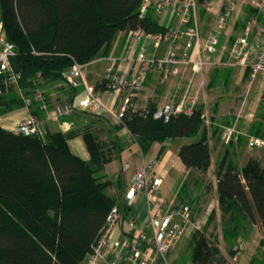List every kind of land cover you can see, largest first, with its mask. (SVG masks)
Wrapping results in <instances>:
<instances>
[{"label": "trees", "instance_id": "trees-1", "mask_svg": "<svg viewBox=\"0 0 264 264\" xmlns=\"http://www.w3.org/2000/svg\"><path fill=\"white\" fill-rule=\"evenodd\" d=\"M143 5L144 0H0L4 32L17 52L12 70L20 76L18 84L12 83L10 73L0 76V117L25 109V99L33 100L50 87L74 95L80 88L59 86L66 74L110 52L121 33L165 35L168 29L159 25L156 8L143 14ZM256 14L248 7L238 27L246 28ZM96 90L109 91L106 78ZM44 101L49 107L48 95ZM43 104L34 101L29 109L40 120L45 116ZM156 108L137 110L132 97L122 124L110 131L98 124L95 114L77 110L65 119L75 126L68 132L45 129L43 135L28 136L0 126V264L86 263L112 209L118 205L124 215L131 210L109 193L112 182L105 174L123 151L118 130L128 129L145 154L161 144L158 159L167 140H191L180 148L179 157L188 170L207 176L213 154L203 109L166 122L154 117ZM251 135L264 138V115L253 124ZM78 137L85 141L89 161L70 148ZM233 145L231 141L216 165L221 230L231 258L254 226L264 235L263 159L251 157L241 166ZM215 221L213 213L208 227ZM218 245L205 231L195 232L189 260L230 264ZM250 264H264V237Z\"/></svg>", "mask_w": 264, "mask_h": 264}, {"label": "crops", "instance_id": "crops-1", "mask_svg": "<svg viewBox=\"0 0 264 264\" xmlns=\"http://www.w3.org/2000/svg\"><path fill=\"white\" fill-rule=\"evenodd\" d=\"M198 1L199 6L196 24L199 28L201 39L200 42L196 43L191 52V58L194 62L203 55L202 48L213 32L219 13L223 7V0ZM150 7L154 8V6ZM247 8L248 7H239L238 5L234 13L231 25L234 26V30L237 29L236 32L240 31L238 30L240 28V26L238 27V23L241 22L239 12L245 11L247 16ZM157 16L159 25L166 27L168 31L185 30V27L181 25L173 7L168 8ZM1 22L0 14V23ZM244 29H242L241 33L238 32L239 35H233L232 37L223 31L220 37L219 49L216 53L207 56V65L200 72L194 71L193 64L186 65L185 63H180L164 70L150 71L144 81L143 90L137 95H132L128 90L120 93L103 90L97 91V86L104 81L110 69H114L121 74H126L127 78L130 80L134 79L139 67L136 60L140 52H146L149 58L163 59L168 55L176 42L179 56L182 58L187 42V38L185 37L174 41L172 38L161 34L158 36L148 35L139 43H135V41L129 39V34L121 33L114 41L110 52L105 55H100L92 63L83 66L84 78L88 87L81 86L74 95H70V90L59 91L54 94L51 93L54 99H52V103H50V108L44 110L45 116L41 118L43 129H48L53 132H68L73 129L75 126L72 122L65 120L68 117H62L60 119L55 118V110L58 106L62 105L74 104L78 107L80 102L86 97L88 90L93 91L94 95L101 99L106 105V109L101 113H93L81 109L77 111L95 114L100 120L98 124H103L109 131L114 126L119 125L115 115L125 104L126 99L131 96L134 98V104L137 110H145L150 107H158L164 104H179L185 99L189 101L197 96L198 103L196 110L203 109V118L209 130V141L213 154L212 166L207 176L200 177L198 174L188 170L179 157L180 148L184 144L190 143L191 140H167L164 144L166 151L158 159L161 144L155 143L151 150L145 154L137 140H135L130 131L126 128L116 132V137L123 147V151L118 158L107 165L105 174L112 182L109 193L115 195L119 200V204L123 205L128 187L132 183L133 177L137 171L141 169L145 161L157 160L158 167L156 174L163 179V185L160 191L161 199L167 205L172 203H174V205H180L184 202H191L196 216L203 221L204 228H206V226L208 228L209 219L211 215L215 213L218 223L217 226L221 229L216 165L219 158L226 152L231 141L234 142L232 152H236L237 158L240 159L243 145L246 144L249 137H252L251 128L255 122L250 121L248 117L239 121L230 114L220 125L216 122L211 123L213 126H220L222 129H225L224 131H222L221 128H212V125L206 120V116L210 112V103L207 101L208 95L206 91H208V88L212 91L217 87H219L220 90H225L224 88L228 87L238 89L244 81H250V77L246 78L248 71L241 67H218V65L221 64L225 65L224 62L227 63L228 56L226 55V46L228 41L229 46H233L238 37L243 34ZM160 36H163V39H160ZM221 75H225L226 77L220 83L218 80ZM251 83V89H256L254 91V96L256 97L255 102L258 103L260 100L258 98L257 89L258 91L264 90V73L260 74L259 77L251 81ZM225 93L226 94H221L219 97H216V99L215 97H211V100L215 99L213 102L215 112H217L218 105L223 104L224 100H228L229 97H231V94L227 93L226 90ZM29 115H32L31 110L25 108L10 115L1 116L0 126L6 130L15 131L16 127L25 121ZM213 120L214 119H212V121ZM229 129H233L236 134L230 142H227L226 134ZM241 139L244 140L243 144H239ZM69 144L74 154L84 161L90 160L89 151L82 137L71 140ZM251 157L259 156L257 153L250 154L245 164ZM212 193L215 196L213 201L210 200V195ZM147 213L146 195L140 194L136 204L131 208L130 212L125 215L126 221L124 224L115 229V238H123L126 234L137 236L140 232L144 231L148 220ZM131 219L137 223L136 229L130 228L128 222ZM263 237L264 235L260 227L254 226L249 238L253 244V248L252 252L249 254L248 262L252 260L253 256L257 253Z\"/></svg>", "mask_w": 264, "mask_h": 264}, {"label": "built area", "instance_id": "built-area-1", "mask_svg": "<svg viewBox=\"0 0 264 264\" xmlns=\"http://www.w3.org/2000/svg\"><path fill=\"white\" fill-rule=\"evenodd\" d=\"M238 3V4H237ZM239 7H250L256 11V15L248 22L243 34L238 37L232 47L231 58L235 65L249 71L250 79L256 80L260 74L264 73V0H223V7L219 13L216 26L204 44L203 55L192 61L191 52L196 43L200 42L201 35L196 24V16L199 6L198 0H144L142 13L146 14L150 6L156 8L158 14L163 13L170 7L180 20L184 31L170 30L167 37L174 41L187 38L182 58L178 53L176 42L172 46L168 55L163 59L149 58L146 52H140L137 56L139 67L134 79L130 80L126 74L110 69L106 75L109 83V91L124 92L130 91L132 95L139 94L144 87V81L152 70H164L180 63L186 65L193 64L195 72H200L207 65V56L217 51L220 37L223 31L228 30L234 13ZM147 35L142 31H135L129 34V39L139 43ZM158 36V35H157ZM163 39V36H160ZM17 55L15 46L7 39L2 22L0 23V76L10 73L12 83L18 84L20 76L13 73L12 59ZM87 86L82 65H75L65 76L61 88H79ZM88 87V86H87ZM196 98V99H194ZM189 101L183 100L179 104H166L156 108L154 117L168 122L175 115L191 116L196 110L198 97ZM35 100L43 104L47 109L44 95L38 93ZM26 109H30L33 102L25 99ZM132 102V96L127 98L125 104L115 118L118 124H122L125 113ZM86 110L93 113H101L106 109V105L94 92L88 90L87 96L80 102L78 107L66 105L55 110V118L60 119L71 116L75 110ZM15 132L25 135H43L42 121L29 115L25 124L20 125ZM236 132L229 130L226 134L227 142H230ZM248 145L252 149L264 150V138L249 137ZM158 161H145L143 166L134 175L132 183L128 187L124 205L132 208L140 194H145L147 198L148 220L146 229L137 236L126 234L123 238H115V229L126 221L120 206H115L107 220V225L94 247L93 253L89 256L86 264H174L169 260L171 252L187 235L195 232H202L204 223L199 219L191 202H184L180 205H166L160 197L163 179L156 174ZM131 229L137 228L134 220H129ZM245 250V244L235 248L236 255L231 258L230 264H240L241 257Z\"/></svg>", "mask_w": 264, "mask_h": 264}, {"label": "rangeland", "instance_id": "rangeland-1", "mask_svg": "<svg viewBox=\"0 0 264 264\" xmlns=\"http://www.w3.org/2000/svg\"><path fill=\"white\" fill-rule=\"evenodd\" d=\"M239 14H240V16H239L240 21L243 24L246 17H247L246 12L241 11V12H239ZM233 27L234 26L231 25V26H229L228 30H225V33L227 35H231L230 37H232L233 35H236V36L239 35V33H241V31L243 29L242 27H240L238 29V30H240V31H238L239 32L238 33V32H236L237 29L234 30ZM167 33L165 34V36L167 35ZM219 44H220V41H219ZM219 44H218L217 50L219 49ZM231 46H229V41H228V44L226 46V53H227L226 55L228 56L227 63L224 62L225 65L221 64V65H218V67L237 66V65H235L234 61L231 58L232 47H233V46L232 47ZM229 58H230V60H229ZM213 67H217V66H213ZM225 77H226L225 75H223V76L221 75V77L219 78L218 81L221 83ZM251 81H252L251 79H250V81L249 80L244 81L238 89L234 88V87L224 88L227 93L231 94V97H229L228 100H224V103L222 102L223 104L218 105L217 112L214 111L215 109H214V103L213 102L216 99V97H219L221 94H226L225 90H223V89L220 90L219 87H217L215 90L211 91V89L208 88V91H206V92L208 95L207 101H209V103H210V108H209L210 112L206 116V120L209 121L210 125H212L211 124L212 122L213 123L216 122L217 124L220 125L222 123V121H225L226 117L230 114H231V116L233 115V117L239 121L246 119V117H248V119L252 122H255V121L261 122L262 121V115H264V90L258 91V89H257L258 98L260 101L258 100L259 102L256 103L255 102L256 97L254 96V91L256 89H251L252 88L251 87V84H252ZM58 88L59 87H56V86L50 87L49 90H47V91L41 90L40 93H42L44 96L48 95V99H49L50 103H52L51 101L54 98H52L51 93L54 94L56 92H59ZM211 97L212 98L215 97V99L211 100ZM27 99H30V98H27ZM34 99L35 98H33V100L32 99H30V100H32V102H34V101H36ZM194 99H196V98H194ZM210 100H211V102H210ZM164 105H166V104H164ZM63 106H66V105L58 106L57 108L63 107ZM48 108H50V107H48ZM47 109H45V110H47ZM212 119H214V120L212 121ZM25 122H26V120L23 121L20 125L25 124ZM19 126H17L16 129ZM211 127L212 128H215V127L221 128L220 126H215V125L214 126L212 125ZM224 130L225 129H222V131H224ZM229 130H233V129H229ZM228 131H227V133H228ZM252 153H255V154L257 153V155L263 159V163H264V150H257V149L250 148L248 145V141H247L246 144L243 145L242 154H241L240 159H239L241 166L245 165V161H246L247 157ZM214 198H215V196L212 193L210 195V200L213 201ZM217 225H218V223H217V221H215V223H213L208 228L206 226V228H204L203 231H205L206 235L208 237H211L213 240L216 238L218 239V241H219L218 246H219L222 254L224 255V257L229 259V261H231V257L229 255V248L223 239L222 230ZM193 234L194 233H191L188 236H186L185 238H183L182 241L177 245V247L171 252L169 260L172 263H174V264H192L191 261L189 260V257L191 254V251L189 248V243H190V240H191V237ZM242 244H245V250H244V255L241 258L240 264H250L251 260L248 262V258H249V254L252 252L253 244L250 241V239L245 240Z\"/></svg>", "mask_w": 264, "mask_h": 264}]
</instances>
